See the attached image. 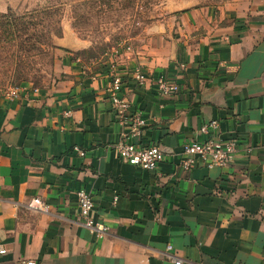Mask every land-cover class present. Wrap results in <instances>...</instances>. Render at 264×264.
Instances as JSON below:
<instances>
[{"label":"crops","instance_id":"obj_1","mask_svg":"<svg viewBox=\"0 0 264 264\" xmlns=\"http://www.w3.org/2000/svg\"><path fill=\"white\" fill-rule=\"evenodd\" d=\"M26 1L0 0V13ZM176 20L181 43L170 58L125 53L117 69L120 95L146 121L138 143L165 153L157 171L119 159L107 63L92 69L67 55L66 76L49 89L0 98V264H173L168 244L182 264H264V0ZM136 68L148 77L142 86ZM160 76L180 93L161 98ZM212 119L237 142L232 163L181 170L184 145ZM80 189L108 228L100 238L78 221ZM33 198L47 211L29 210Z\"/></svg>","mask_w":264,"mask_h":264},{"label":"rangeland","instance_id":"obj_2","mask_svg":"<svg viewBox=\"0 0 264 264\" xmlns=\"http://www.w3.org/2000/svg\"><path fill=\"white\" fill-rule=\"evenodd\" d=\"M231 1L27 0L0 13V92L49 89L66 76L67 55L82 66L107 63L111 70L124 62L125 53L136 60L170 58L181 43L177 17L196 8L218 15ZM170 17L175 19L164 20ZM163 21L165 29L150 36V28L161 29ZM8 32L16 37L9 44L2 42Z\"/></svg>","mask_w":264,"mask_h":264},{"label":"built area","instance_id":"obj_3","mask_svg":"<svg viewBox=\"0 0 264 264\" xmlns=\"http://www.w3.org/2000/svg\"><path fill=\"white\" fill-rule=\"evenodd\" d=\"M127 50L129 51V49ZM111 71V82L108 88L110 108L116 123L122 130V140L116 146L119 159L123 163L144 171H157L165 159V153L157 145L142 146L138 143V139L146 127V121L142 119L139 111L131 110L127 99L120 95L122 76L117 68L114 67ZM133 77L140 86L148 81V77L138 68L134 69ZM154 84L158 95L163 99L175 97L180 93L179 85L168 81L165 77L156 78ZM38 94H40V90L37 89L11 88L1 91L0 98L14 101L22 95L37 96ZM199 138H202V140H199ZM74 150L80 156H84L82 151ZM237 150L236 140L222 136L219 122L212 119L202 123L195 131V140L184 145L178 165L185 172L190 171L196 162L206 169L225 168L232 163ZM246 151L250 153L251 148H247ZM76 198L77 216L80 225L94 232L98 238L105 235L108 228L95 220L91 194L84 189H80L76 192ZM27 207L33 212L47 211V206L39 198L31 199ZM165 251L167 253L166 257L173 264H182L181 259L173 255L171 245H166ZM2 254H5V250L0 246V255ZM24 264L37 263L34 260H29Z\"/></svg>","mask_w":264,"mask_h":264},{"label":"trees","instance_id":"obj_4","mask_svg":"<svg viewBox=\"0 0 264 264\" xmlns=\"http://www.w3.org/2000/svg\"><path fill=\"white\" fill-rule=\"evenodd\" d=\"M12 26V29H17V30H24L25 28H24V25H20V27L18 26V25H11ZM14 27V28H13ZM7 35L4 37V39H3V41L2 42H4V43H11V42H13L14 41V39L16 38V37H14L13 36V33H10V32H8V33H6ZM3 43V44H4Z\"/></svg>","mask_w":264,"mask_h":264},{"label":"water","instance_id":"obj_5","mask_svg":"<svg viewBox=\"0 0 264 264\" xmlns=\"http://www.w3.org/2000/svg\"><path fill=\"white\" fill-rule=\"evenodd\" d=\"M164 152V151H163Z\"/></svg>","mask_w":264,"mask_h":264}]
</instances>
